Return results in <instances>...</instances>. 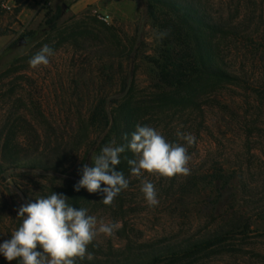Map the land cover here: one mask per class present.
Returning a JSON list of instances; mask_svg holds the SVG:
<instances>
[{
    "label": "rangeland",
    "instance_id": "rangeland-1",
    "mask_svg": "<svg viewBox=\"0 0 264 264\" xmlns=\"http://www.w3.org/2000/svg\"><path fill=\"white\" fill-rule=\"evenodd\" d=\"M193 1L222 26L213 43L220 67L234 80H204L177 91L158 81V62L176 48L175 38L169 31L157 38L165 29L144 0H0V242L21 223V205L53 191L98 221L122 225L89 244L92 261L76 264H116L130 254L228 231L233 222L238 234L188 264H264V0ZM59 8L52 29L47 20ZM44 44L55 54L48 65L31 69L28 60ZM98 106L121 118V133L129 115L134 130L148 125L167 142L184 144L190 174L135 177L126 161L117 170L129 187L111 205L100 202V193L74 191L86 153L105 137L91 118ZM178 129L196 142L188 146ZM6 139L23 168L3 158ZM41 162L50 172L26 167ZM218 166L236 177L219 193L207 179ZM142 180L154 184L157 206L144 200ZM0 264L8 262L0 257Z\"/></svg>",
    "mask_w": 264,
    "mask_h": 264
},
{
    "label": "clouds",
    "instance_id": "clouds-1",
    "mask_svg": "<svg viewBox=\"0 0 264 264\" xmlns=\"http://www.w3.org/2000/svg\"><path fill=\"white\" fill-rule=\"evenodd\" d=\"M168 36L167 30L158 32V39ZM54 49L44 44L28 60L31 69L46 66ZM182 127V126H181ZM177 138L188 146L196 142V137L179 129ZM126 143L115 141L103 146L99 153L91 157V164L83 166L80 179L73 186L79 192L100 193L105 206L111 205L122 191L129 187V179L117 166L126 151L134 155L128 159L130 175L142 177L154 174L171 178L188 175L190 160L184 144L167 142L162 134L148 125L137 124L135 130L124 137ZM105 187H101V185ZM140 191L149 207L159 204L157 191L152 182L142 180ZM63 193L51 192L47 196H37L34 202L21 205L17 218L21 223L12 231L10 239L0 242V257L8 264H76L77 260L92 261L93 253L88 246L100 234L112 237L122 227L120 222L98 221L88 214L85 207H75Z\"/></svg>",
    "mask_w": 264,
    "mask_h": 264
},
{
    "label": "trees",
    "instance_id": "trees-1",
    "mask_svg": "<svg viewBox=\"0 0 264 264\" xmlns=\"http://www.w3.org/2000/svg\"><path fill=\"white\" fill-rule=\"evenodd\" d=\"M144 4L150 8V15L160 20L161 27L170 32V36L175 38L173 42L176 46L174 50L167 51L162 56L158 67V81L167 88L179 90L199 84L201 81H210L215 83L230 82L234 77L223 70L219 63V52L213 43L217 33L222 31V26L205 17V11L199 3L193 0H144ZM62 10L59 8L54 14L49 15L47 24L50 28L57 27V22L61 19ZM125 98V97H124ZM100 106H102L100 104ZM98 106L92 115L94 127L105 134L104 140L99 147H91L86 153L84 166L91 164V157L94 152L103 146L118 141V144L126 143L124 137L133 132L132 117L123 116L125 121V131L121 133V118L113 113L104 111V108ZM135 124V121H134ZM19 147V146H18ZM13 142L6 139L2 148V156L6 160H11L16 166L18 156L14 155ZM134 155L126 151L121 156V164L124 169V162L131 159ZM134 158V157H133ZM17 163V164H16ZM32 172L47 174L52 167L48 164L31 163L26 165ZM11 168V169H12ZM0 169L5 168L0 165ZM121 169V171H123ZM215 192L226 190L236 179L234 173H228L222 166L213 168L211 174L207 177ZM238 223L233 222L228 231H223L208 237H202L197 240H188L179 244L164 246L153 251H146L139 254H130L117 260L116 264H188L194 258L203 255L224 243L239 233ZM243 230L249 228L244 225Z\"/></svg>",
    "mask_w": 264,
    "mask_h": 264
},
{
    "label": "built area",
    "instance_id": "built-area-1",
    "mask_svg": "<svg viewBox=\"0 0 264 264\" xmlns=\"http://www.w3.org/2000/svg\"><path fill=\"white\" fill-rule=\"evenodd\" d=\"M101 19L108 22L110 20V16L109 15H103V16H101Z\"/></svg>",
    "mask_w": 264,
    "mask_h": 264
},
{
    "label": "water",
    "instance_id": "water-1",
    "mask_svg": "<svg viewBox=\"0 0 264 264\" xmlns=\"http://www.w3.org/2000/svg\"><path fill=\"white\" fill-rule=\"evenodd\" d=\"M22 44H24V43H22Z\"/></svg>",
    "mask_w": 264,
    "mask_h": 264
}]
</instances>
